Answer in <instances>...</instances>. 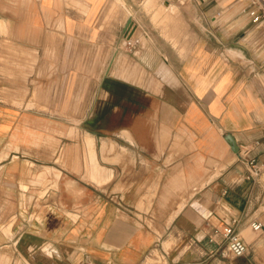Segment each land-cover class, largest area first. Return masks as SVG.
Instances as JSON below:
<instances>
[{
	"label": "crops",
	"instance_id": "crops-1",
	"mask_svg": "<svg viewBox=\"0 0 264 264\" xmlns=\"http://www.w3.org/2000/svg\"><path fill=\"white\" fill-rule=\"evenodd\" d=\"M171 1L0 0V264H264V25Z\"/></svg>",
	"mask_w": 264,
	"mask_h": 264
},
{
	"label": "built area",
	"instance_id": "built-area-1",
	"mask_svg": "<svg viewBox=\"0 0 264 264\" xmlns=\"http://www.w3.org/2000/svg\"><path fill=\"white\" fill-rule=\"evenodd\" d=\"M170 1V0H163ZM247 14L250 16L252 23L255 26L264 25V0H247ZM251 149L246 148L240 152L241 160L245 163L248 169L246 179L248 181H256L260 177L263 171V165L258 164L255 158L249 157ZM262 223L252 224V229L254 231H260L262 228ZM212 242L218 245L225 244L228 253L234 257L239 258L246 254L248 251V246L242 239L239 231L235 228L234 224L227 223L220 227H215L213 229L212 235L210 237Z\"/></svg>",
	"mask_w": 264,
	"mask_h": 264
},
{
	"label": "rangeland",
	"instance_id": "rangeland-1",
	"mask_svg": "<svg viewBox=\"0 0 264 264\" xmlns=\"http://www.w3.org/2000/svg\"><path fill=\"white\" fill-rule=\"evenodd\" d=\"M149 1L150 0H148L147 5L150 4ZM151 1H154V0H151ZM169 2L171 3L172 1L170 0ZM172 3H174V2H172ZM161 8L163 10L166 9L164 3H163V5H162ZM34 96L38 100H39V98L41 96V94L38 92L37 88H36V92H35V95ZM118 104H121V103H119V101H118ZM118 109L121 110V106H119ZM122 117L123 116H122V113L121 112H118L116 114H112L111 112L108 113L107 111H105L103 114H101L99 116V120H100V122H105V124H106L108 121L111 122V123L112 122H121L123 120ZM89 118H90V116L88 115V118H87L88 119V121H87L88 123H87V125L88 126H91L89 124V121H90ZM90 130L91 129H84L83 131H81L82 132V137H84V138L85 137L86 138H90V134H91L90 133L91 132ZM98 132H99V134H103V135L108 134V136H115L113 134H116L117 131H110V130L98 129ZM71 133H73L72 130H71ZM72 136H74V135H72ZM77 136H80L79 135V132H78ZM263 168H264V166H263ZM91 170L89 171L90 175H91ZM260 179H261L262 185H264V173L262 174V176H261ZM254 204L255 205H253V209L251 210V214L257 216V218L264 224V191L262 192V189H260L259 193L255 194ZM242 237H244V234H242ZM255 237H256V235L253 236V240H254ZM221 246H222L221 247L222 249H226V245L225 244H222Z\"/></svg>",
	"mask_w": 264,
	"mask_h": 264
},
{
	"label": "water",
	"instance_id": "water-1",
	"mask_svg": "<svg viewBox=\"0 0 264 264\" xmlns=\"http://www.w3.org/2000/svg\"><path fill=\"white\" fill-rule=\"evenodd\" d=\"M227 140L230 142L231 146L233 147V150L238 153L239 152V147L236 144L234 138L231 135H227Z\"/></svg>",
	"mask_w": 264,
	"mask_h": 264
}]
</instances>
